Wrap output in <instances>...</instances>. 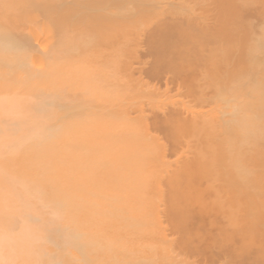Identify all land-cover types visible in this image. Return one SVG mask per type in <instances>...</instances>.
<instances>
[{"label": "bare ground", "instance_id": "bare-ground-1", "mask_svg": "<svg viewBox=\"0 0 264 264\" xmlns=\"http://www.w3.org/2000/svg\"><path fill=\"white\" fill-rule=\"evenodd\" d=\"M0 264H264V0H0Z\"/></svg>", "mask_w": 264, "mask_h": 264}]
</instances>
